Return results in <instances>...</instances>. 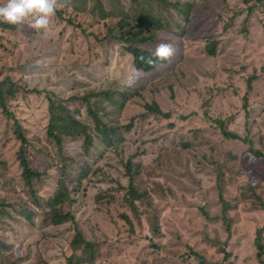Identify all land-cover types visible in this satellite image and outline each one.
Returning <instances> with one entry per match:
<instances>
[{
    "label": "rangeland",
    "instance_id": "rangeland-1",
    "mask_svg": "<svg viewBox=\"0 0 264 264\" xmlns=\"http://www.w3.org/2000/svg\"><path fill=\"white\" fill-rule=\"evenodd\" d=\"M74 2H57L74 26L56 13L47 28L31 27L32 16L14 29L0 26V76L31 89L9 101L32 141L35 165L48 173L37 188L48 198L67 185L70 200L60 211L74 216L54 226L37 212L31 223L16 213L29 190L13 121L0 108V201L15 203L10 216H0V264H65L77 230L96 245L92 264H199L183 258L192 250L221 264L225 248L223 264H264L255 247L264 210L251 190L264 201V159L244 156L249 149L264 154V0H87L79 9ZM123 16L129 31L141 27L135 40L164 33L139 45L155 51L161 42L172 44L166 64L135 75L128 44L106 38L111 29L123 33ZM47 93L65 99L89 126L88 151L82 139L60 148L48 136ZM85 96L104 103L105 123H132L122 143H103ZM154 103L170 117L145 108ZM216 121L246 142L224 137ZM128 161L140 164L134 183L146 195L134 201L138 216L125 200ZM220 189L233 205L231 233Z\"/></svg>",
    "mask_w": 264,
    "mask_h": 264
},
{
    "label": "trees",
    "instance_id": "trees-1",
    "mask_svg": "<svg viewBox=\"0 0 264 264\" xmlns=\"http://www.w3.org/2000/svg\"><path fill=\"white\" fill-rule=\"evenodd\" d=\"M74 3H76L75 6L79 9L83 5H86L87 0H75ZM96 3L101 5L103 4L101 0H96ZM56 14L59 18L67 21L70 25H76V22L72 18V16H67L62 7L59 8L57 6ZM118 23L119 26L123 28V33H115V31L111 29L110 33L106 36V38H115L124 41L128 44L124 46V49L133 56V71L135 72V75L150 74L157 70L161 65L167 63V60L163 62L155 61L151 64L147 63V59L151 56L154 51L142 48L139 45L147 43L151 40H155L158 37L163 38V32H156L152 36H141L138 40H135V37L133 36L139 34V31L142 32L141 27L139 26V29L136 30L134 33L129 31L128 28L131 27L132 24L129 22V19L124 16L123 18L121 17L119 19ZM0 26L5 29H14L17 25L0 22ZM158 28L161 27L158 26ZM206 50L207 54L210 57L216 56L215 46H213L212 48L207 46ZM253 80V77L249 78L248 80L249 90H251L252 88ZM21 90L31 91L30 88L15 82L13 76L10 74L6 73L3 77L0 76V108L3 115L13 121V133L16 139L20 142L19 149L17 151V159L22 169L21 177L26 188L29 190L28 201H19L21 205L19 206L20 209L17 210L16 213L30 223L33 222L34 217L38 213L43 216V222L45 224L58 226L67 223L74 218L72 214L63 213L60 211V207L62 206L64 201L66 199L70 200L69 188L67 187V185L64 184L58 191H56L52 196L48 198L42 197L41 193L37 188L38 183L44 181V179L48 177V173L46 170L35 165L34 158L30 152L32 141L29 138L24 125L21 123L16 114L12 111L9 101L10 98L14 97ZM34 91L40 92V90L38 89H35ZM46 96L49 103V124L47 129L48 136L60 148L64 146L67 139H82L85 145V150L88 151L94 141L92 134L89 132V126L78 118L72 108L67 104L65 99L56 97V95H52L50 93H47ZM106 98L111 102L115 101L114 97L110 96L109 94L106 95ZM84 99L87 103L88 114L92 118L96 126L97 132L100 136H102L103 143L110 147L122 143L124 141L123 130H130L132 127V123L125 126L119 124H107L104 122L101 116V111L105 109L104 103L101 101L93 103L91 96H85ZM145 108L148 111L162 115L165 118L170 117V115L164 113L160 109L159 105L156 103L152 105L147 104ZM216 122L219 123L220 131L222 132L224 137L230 140H241L243 142H246V140L241 139V137L228 132L221 121ZM244 156H249L250 159H264L263 153L259 151H254L253 149H249ZM125 168L127 177L129 178V186L125 200L127 203H129V206L134 211V214L138 216L134 201L141 199L146 200L145 193H140L138 186L134 183V179L140 168V164L134 165L131 161H128L125 165ZM251 190L257 197L256 207L264 210L263 199L258 194H256L253 186ZM220 199L222 201L223 210L222 219L224 224H226L227 231L231 233L232 225L229 210L232 208L233 205L224 199L223 192L221 189ZM14 204L15 203H13V201H9L7 199L0 201V216H10L8 210L11 208H15ZM148 204L150 205V203ZM203 213L207 218L210 219L208 213ZM125 221H127L128 224L131 225V222L128 218H126ZM155 221H153V224H155L154 227L156 226ZM95 246L96 245L94 243L86 241L80 231H75V235L71 242L72 252L68 257H66L65 264H92L97 254ZM255 247L257 250V258L259 261H261L264 256V234L262 229L257 231L255 238ZM77 251H80L83 257L78 256ZM222 253L224 254V258L221 264L227 262L229 259V253L226 251V248L222 250ZM183 258H194L199 262V264H208L205 256L193 250L190 251L188 254H185ZM43 264L48 263L43 262Z\"/></svg>",
    "mask_w": 264,
    "mask_h": 264
},
{
    "label": "clouds",
    "instance_id": "clouds-1",
    "mask_svg": "<svg viewBox=\"0 0 264 264\" xmlns=\"http://www.w3.org/2000/svg\"><path fill=\"white\" fill-rule=\"evenodd\" d=\"M57 2L58 0H6L5 3H0V22L20 25L26 17L32 16L31 27L47 28L50 18L56 13ZM174 51L172 44L161 42L146 62H163L169 59Z\"/></svg>",
    "mask_w": 264,
    "mask_h": 264
},
{
    "label": "built area",
    "instance_id": "built-area-1",
    "mask_svg": "<svg viewBox=\"0 0 264 264\" xmlns=\"http://www.w3.org/2000/svg\"><path fill=\"white\" fill-rule=\"evenodd\" d=\"M264 24V23H263Z\"/></svg>",
    "mask_w": 264,
    "mask_h": 264
}]
</instances>
